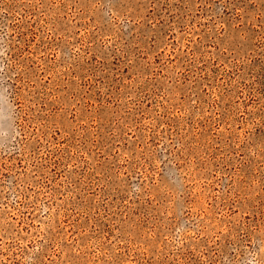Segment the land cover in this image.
Instances as JSON below:
<instances>
[{"label": "rangeland", "instance_id": "rangeland-1", "mask_svg": "<svg viewBox=\"0 0 264 264\" xmlns=\"http://www.w3.org/2000/svg\"><path fill=\"white\" fill-rule=\"evenodd\" d=\"M0 264H264V0H0Z\"/></svg>", "mask_w": 264, "mask_h": 264}]
</instances>
